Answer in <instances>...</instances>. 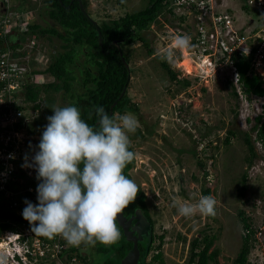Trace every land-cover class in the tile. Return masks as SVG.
I'll return each instance as SVG.
<instances>
[{"label":"rangeland","instance_id":"1","mask_svg":"<svg viewBox=\"0 0 264 264\" xmlns=\"http://www.w3.org/2000/svg\"><path fill=\"white\" fill-rule=\"evenodd\" d=\"M10 1L14 4V9L21 8L24 4L23 0ZM88 1L87 10L98 24L99 21L118 19L128 13L143 10L150 3V0H125L124 4L119 0ZM214 2L220 10L229 9L233 12V27H236L234 29L245 25L250 26L249 29L252 30L264 25L263 11L253 6L244 8V0ZM41 4L42 2H39L38 5ZM32 10L23 12L31 18V21L25 20V24L35 21L48 24L49 20L43 19L38 8ZM164 12V15H160L141 33L155 49L154 52L149 54L147 47L141 42L132 45L130 49L132 77L129 96L140 108L139 111L131 110L126 114H131L138 120V127L145 135L142 138L136 132L129 133L130 141L136 150V164L131 170L132 179L146 193L150 212L156 222V233L165 234L163 264H187L190 240L201 236L203 230L216 235L213 248L220 249L218 263L235 264L234 259L242 244V227L236 217L239 209L250 211L249 214L253 215L260 229L264 231V147L256 141L259 156H255L252 165H248V151L242 140L233 138V143L226 146L224 138L227 130L234 128L249 130L256 140V131L251 130V127L255 123V114L262 108V99L256 95H250V99L246 94H240L244 99L236 100L230 94L227 82L229 79L236 82L237 72L227 59L222 64L216 62L222 50L215 44L214 39H211V44L208 43L210 39H205V43H192L190 48L173 51L182 55V59H173L170 63L176 69L178 78L186 77L191 81L190 86L182 89L181 83L172 79L162 66L160 55H165L169 49H173L172 41L177 34H187L193 38L197 32L198 23L194 21L197 18L193 19L190 15L186 22L181 23L178 15ZM183 13L188 14L189 11ZM1 14L0 12V18ZM9 14L11 26L20 27L21 21L14 17L11 10ZM251 19H254L253 24L250 23ZM47 38H40L46 53L56 54L66 50L62 47L66 44L65 40L54 36V43L50 44V38ZM30 51L31 49H28L25 54L29 66L43 68L45 61L43 62L41 54L35 51L28 56ZM207 51L210 54H207ZM79 58L84 61L86 57L80 55ZM187 59L190 60L191 69L186 66ZM180 60H183L184 64H178ZM63 95V91L56 93L57 104L66 102ZM237 103L238 114L233 112ZM41 111L46 114L44 108ZM248 117H251L250 120ZM47 123L48 121L45 125ZM210 139H214L218 144L215 150L217 158L205 183L202 181L204 177L198 166L200 157L196 155V151L202 147V141L208 143ZM39 142L40 140L29 142V156H34L39 150ZM23 150L27 152L26 145H23ZM243 173L246 175L244 185L248 202H243L238 195L243 184ZM195 176L198 181L194 179ZM209 187L210 194H205L203 190ZM206 195H212L217 201L215 218L199 212L189 217L179 214L178 207L181 204L197 203L201 196ZM253 201L254 205L251 204ZM180 236H185L186 241ZM258 237L261 240L252 249L251 264H264V232H258ZM100 244L97 242L96 246ZM6 245H0V264H15L12 253H8L5 248ZM88 249L94 258L91 262L98 263V260L102 259L97 253L98 248L90 246ZM153 253L154 251L150 256ZM36 260L26 264H38Z\"/></svg>","mask_w":264,"mask_h":264},{"label":"trees","instance_id":"2","mask_svg":"<svg viewBox=\"0 0 264 264\" xmlns=\"http://www.w3.org/2000/svg\"><path fill=\"white\" fill-rule=\"evenodd\" d=\"M23 1L24 4L21 8H10L12 14L18 20L21 22H24L25 20L31 21V18L28 17L27 14H23V12L33 11L32 9L38 8L43 19L48 18L52 21V23L48 22V24L28 22V31L26 33L36 34L37 36L47 35V39L50 38V44L54 43V36H58V38L66 41V44L62 46L66 50L53 54V62L47 70L56 77V81L40 85L34 82H26L24 79H19L20 77L18 76L20 84L24 87V92L23 89L21 91L17 90L15 96L18 99V102L15 103L11 111L7 108H0V133L5 130L23 128L27 111L31 117H35V122L38 121L36 123L39 128H43L45 126V121H47V117L53 114L52 108L55 107L56 93L60 91H63L65 97L70 99V104H74L80 109L82 117L90 125H93L97 118L95 111L97 107H103L109 114L111 104L116 101L117 105L115 106L114 112L115 110H122L123 108L127 109V107L132 111H139V105L132 102L131 97L128 94L131 81L130 71L132 70L131 68L129 70L125 65L123 58H125L130 65V49L132 45L140 42L147 47L149 54L154 52L155 49L148 43V39L141 35V33L143 30L149 28L151 23H153V21H155L160 15H164V11H167L172 15H178L181 23L186 22L188 18L191 17L189 14L183 13L189 11L187 9L188 7L184 4L175 6L173 0H150L148 6L143 10L128 13L118 19L99 21L100 30L103 35V45H101L99 43L97 27L83 12L79 0ZM81 1L87 10L89 1ZM39 2H42V4L38 5ZM119 2L124 4L125 0H119ZM243 6L244 8L246 7V5ZM194 21L200 23L198 20L194 19ZM198 30L199 27H197V33L193 36L191 44L200 43L199 36L201 33L198 32ZM25 38L26 36L24 35L22 40H25ZM116 40L119 46L113 43V41ZM20 47L21 44L11 43L8 35L0 36V65L1 61L5 59L7 62L4 64V67L9 69L12 73H15V67L13 61L10 59V54L14 51V56ZM173 54V59H182L180 52H173ZM80 55L86 57L84 61L80 60ZM243 55L244 54L241 50L238 49L235 57H231L232 65L236 66V71L238 72L237 81L238 83H241V88L243 89L242 92L249 98L250 95H256L260 99L261 97H264V78L260 73L253 69L251 60ZM160 57L162 58L161 64L167 71L168 75L172 79L179 81L182 89L191 85L190 79L186 77L183 79L178 78L176 69H174L173 65L164 58L166 57V54L160 55ZM77 75H79V77L82 76L79 81L77 80ZM4 85L5 83L0 81V92ZM227 86L230 90V94L234 96L236 100H240V95L236 90L237 87L235 80L229 79ZM125 87L126 92L120 98ZM82 90L84 91L81 92ZM76 95L77 97L75 100ZM177 106L180 107L179 105ZM261 106L262 108L260 111L255 114V123L251 127V130L258 133L256 140L253 139L249 130H236L234 128L228 129L224 138L226 146L233 143V138L242 140L248 151V156L246 158L248 165H252L255 156H259V153L256 150V141H259L264 147V101H262ZM238 107L239 104L237 103L235 109H233V112L236 114L239 112ZM42 108H44L46 114L42 111L40 112ZM17 111H21V116L18 117L17 121H10L4 116V113L8 112L17 116ZM250 118L251 117H248L247 119L250 120ZM33 126L34 125H28L31 133L38 131L36 128H33ZM135 132L142 138L145 137L140 127H137ZM29 142L28 144L30 145L31 143ZM215 142L214 139H210L208 143H203L202 141V143H200L202 147L196 151V155L200 157L198 166L203 172L204 178L202 181L205 183L207 182L208 175L212 173L211 168H213L217 158L215 150H217L218 144ZM0 148L5 149L10 147L4 145L0 141ZM131 150L136 154L133 143H131ZM14 163L16 171L13 175L15 179L10 180L8 186L11 190H17L18 192L10 198L7 197L4 192L0 191V236L5 230L15 231L24 223L30 224L23 218L22 213L20 214L16 211L17 209L23 210L25 208L19 191L24 187V181L27 182V176L26 172L21 167L22 160L16 157ZM135 164L136 155L134 160L128 163L124 169V174L130 179H132L131 170L135 167ZM0 168H3L1 162ZM194 179L198 181L196 176ZM242 180L243 184L239 188L241 191L239 190L238 195L243 202H248L249 199L245 197L246 185H244V183L246 181V175H244V173ZM138 186L140 191L138 192L135 201L140 207L143 206L144 208H147L146 193L142 190L140 185ZM203 191L205 194H210L211 188L209 187ZM16 202H18L17 205H15ZM251 204L254 205L255 202L253 201ZM133 206H135V204H133ZM249 213L250 211L247 212L243 209H239L237 212L236 217L239 218L242 227V244L234 259L235 264H251L250 257L252 255V249L255 244L259 243L261 240L258 237V232H264L254 220L253 215ZM210 218H215V215H210ZM42 237L44 239L47 238L46 236ZM58 237L59 235H55L54 239H46V241H50L51 243L58 241L63 245V248L58 254L54 255L50 251V253L44 257L38 256V254L32 255L31 253H28L29 261H35L37 259L36 262L38 264H117L114 254L122 257L131 246L130 244H124L117 251L119 253H117L115 252L116 250L114 251V249L111 248V244H103V251L99 252L102 259L98 260V263H94L91 262V260L94 261V258L90 255L88 249L91 245L81 244L79 247H76L69 245L63 237L60 238V241L57 240ZM25 238L26 237L23 235L20 239L23 241ZM29 238L32 239L31 237ZM164 238V233L158 234L155 232L152 238L150 237L147 246H142L145 250L143 253L144 260L141 259L140 261L145 264V259L152 249L154 253L150 263L148 262L147 264H163L165 261L163 251ZM180 238L186 241L185 236H180ZM156 239L159 240V243H156ZM215 241L216 235L205 232V230L201 232V236H196L191 239L189 243L190 253L187 264H219L218 256L220 254V249L217 247L213 248ZM29 244L32 246L31 240L29 241ZM117 245L119 247L121 244ZM19 261L20 262H16L15 264H26L22 263L23 260L21 256Z\"/></svg>","mask_w":264,"mask_h":264},{"label":"clouds","instance_id":"3","mask_svg":"<svg viewBox=\"0 0 264 264\" xmlns=\"http://www.w3.org/2000/svg\"><path fill=\"white\" fill-rule=\"evenodd\" d=\"M11 7L14 4L10 0H0V36L8 35L11 43L21 44L14 56V51L10 54L15 67V79L40 85L54 82L55 76L47 70L55 53L45 52V46L40 40L45 35L27 34L28 23L25 22H20V27L13 28L9 14ZM84 9L89 14L85 7ZM5 17H8L6 25L1 24ZM251 20L250 23L253 24L254 19ZM49 22L52 23L51 20ZM14 31L18 33L17 38ZM24 35L26 38L22 40ZM191 41L190 35L177 34L172 43L175 49L183 50L192 46ZM28 49H31L28 56L35 51L41 54L43 62L45 61L43 68L29 66L25 57ZM173 57V50L169 49L164 58L171 63ZM22 89L24 92L21 85L18 90ZM260 99L264 101V97ZM52 109L53 114L47 117L48 123L45 125V121L43 131H29L28 125H34L33 128L37 130L40 128L35 117H31L28 111L23 128H19L28 135L24 137L26 141L40 142L39 150L34 156H29V144H22L26 145L27 152L21 146L16 156L22 160V168L26 161L24 166L34 168L37 173V179L27 177L22 189L33 186L37 191V200L32 192H25V195L28 194V199L23 204L25 208L16 211L22 213L23 218L30 224L20 225L14 233H20L18 237L21 238L24 229L31 225L32 232L40 235L43 240L54 239L55 235H60L69 245L76 247L81 244L95 246L97 242L113 244L121 236L117 226L118 216L136 200L140 191L138 184L124 174L127 164L136 155L131 150L129 133L136 131L138 120L131 114L110 116L103 107H97L95 111L98 127H94L86 122L80 109L74 104ZM216 204L217 201L212 195L201 196L197 203L181 204L178 212L185 217L197 212L214 216ZM8 241L5 246L8 253L19 259L23 248L20 249L17 246L18 241L12 238Z\"/></svg>","mask_w":264,"mask_h":264},{"label":"built area","instance_id":"4","mask_svg":"<svg viewBox=\"0 0 264 264\" xmlns=\"http://www.w3.org/2000/svg\"><path fill=\"white\" fill-rule=\"evenodd\" d=\"M177 4H184L188 8V10H192L193 6L195 9L199 12V16L196 17L200 23H209L208 25H202L199 26L198 32L201 33L199 36L200 43H205V39L209 40V44H211V39H214L215 44L222 50L221 56H218L216 58V62L219 64H222V62L227 59L232 63V58L225 53L228 52L230 49H222L219 46V43H225L227 46H233L232 44H236V48L240 49L241 52L244 55L251 54V50L248 48L247 52L245 53V48L238 46L237 43H247L249 40L252 41H258L255 42L258 46V48L255 51V54L258 55V62L253 66L254 70L258 73H260L264 78V66L261 68L260 64L264 63V48L261 47L263 45L264 39L261 37V35L256 34V32H263L264 33V25L262 28L259 29H252L250 30L249 27L243 25L242 28L233 27V12H231L229 9H224L223 11L220 10V8L216 7L214 0H174ZM246 2V6H253L256 9H259L261 11H264V0H244ZM202 20V21H201ZM205 21V22H203ZM8 23V17H5L1 24H7ZM233 27L230 28V27ZM197 33V32H196ZM247 33H250L253 38H248L246 35ZM221 36L222 38H220ZM242 37L241 42H234L236 38ZM193 39V38H192ZM198 43V44H200ZM208 44V47L210 46ZM211 48V47H209ZM173 51L175 48L173 47ZM208 50V49H206ZM187 52V51H186ZM209 51H207V54ZM184 54V53H183ZM184 56V55H183ZM7 61L4 59L1 61L0 65V81L5 83V85L2 87L0 92V108H7L10 111L14 107L15 103L18 102V99L16 98L15 94L18 90V88L21 86L20 82L15 79L16 74L12 73L9 69L4 67V64ZM255 62V60H254ZM236 70V69H235ZM237 72V71H236ZM238 76V72H237ZM238 79V77H237ZM15 92V93H13ZM17 116H14L13 113H4V116L6 119H9L10 121H17L18 117L21 116V111H17ZM27 137V134H24L23 131L19 129H11V130H5L2 133H0V141L10 148H0V162L3 164V168H0V191L4 192V194L7 197H12L14 194H17V190L13 191L8 186V183L10 180H14L15 177L13 173L15 170V163L14 159L18 155V150L20 149L22 144L26 141L24 137ZM25 160V159H24ZM26 164V161H24V165ZM23 168L26 172V176L31 179H37V173L33 172L29 169V167L24 166ZM23 188L20 189L19 193L22 197V203L25 204V200L28 199V194L25 195V192L29 193L32 192L34 195V199L37 200V191H35V188L31 185L27 186L24 190ZM18 202H16L15 205H17ZM26 206V205H25ZM23 235L26 237L24 240V246L23 251L20 252L22 258L25 260L27 259V253L30 252L31 254H39L42 255L46 252H52L54 255L58 254L60 250L63 248V245L60 244L58 241L50 242L41 239L40 235H35L34 232L31 230V225L27 226L24 229V232H22ZM11 235V233L7 232L5 236ZM20 233L14 234L15 237L20 236ZM33 236L34 241L32 244V248H30L29 245V237ZM61 236L57 238V240L60 241ZM9 242V241H8ZM3 240L0 241V245H3ZM36 259V258H35Z\"/></svg>","mask_w":264,"mask_h":264},{"label":"flooded vegetation","instance_id":"5","mask_svg":"<svg viewBox=\"0 0 264 264\" xmlns=\"http://www.w3.org/2000/svg\"><path fill=\"white\" fill-rule=\"evenodd\" d=\"M129 67L131 68V66L129 65ZM131 70H132V68H131ZM130 73H132V71H130ZM131 77H132V75H130ZM81 78H82V76H80ZM79 77V75H77V80L79 81L81 78ZM57 79H56V77H55V81H56ZM84 90H82L81 92H83ZM61 92V91H60ZM60 92H58V93H60ZM126 92V87L124 88V90H123V92H122V94H121V96H120V98L123 96V94ZM128 94H129V91H128ZM86 95V94H85ZM64 96V95H63ZM76 97H77V95L75 96V100H76ZM63 100H66V102L64 103V104H57V101H56V103H55V107H62V106H66V105H69L70 104V99L69 98H67V97H63ZM133 102V101H132ZM117 105V101L116 102H114L113 104H111V106H110V112H109V115L110 116H112V115H115V116H120V115H122V114H126V112H131V109H129L128 107H127V109L125 108H123L122 110H115V112H114V109H115V106ZM119 109V108H118ZM123 112V113H122ZM139 114V113H138ZM95 117V116H94ZM92 126H94V127H98V120H97V118H96V120H95V122H94V124L92 125ZM132 143V142H131ZM133 204H135V206H133ZM133 204L131 203L127 208H125L124 210H123V214H124V216H126L127 217V219L125 220V224H126V226L128 227V230H131V228L133 227V226H135L137 223H138V221H139V219H137V218H133V220H132V222L131 223H129V219L131 218V216L132 215H135L136 214V212H137V210H141V212H142V215L143 216H145L148 220H149V222H150V226H151V228H150V234H149V236L152 238V236L155 234V232H154V229L156 228V222H155V220H154V218H153V216H152V214H151V212H150V208H149V206H148V203H147V208H144L143 206H139L138 205V203L136 202V201H134L133 202ZM117 226H118V228H119V230H120V232H121V236H120V238H119V240L118 241H116L115 243H113V244H111V248H113L114 249V251L115 252H117L124 244H130L131 246H130V248L128 249V251L133 247V245H134V240H129L128 242H126V243H123L122 242V240L124 241L126 238H127V236H126V232H125V230H127V229H125L120 223H119V221L117 220ZM132 235H135V236H137L138 234L136 233V232H133V234ZM118 242H121L122 244L118 247ZM156 243H157V239H156ZM146 244H145V242L144 241H139L138 242V247H139V249H140V260L142 259V260H144L143 259V253H144V249L142 248V246H145ZM147 246V245H146ZM95 247H97L98 248V251H97V253H99L100 251H103V244H100L99 246H96L95 245ZM127 251V252H128ZM127 252L125 253V254H127ZM151 252H152V249H151ZM151 252H149L148 253V255H147V257H146V259H145V264H147L148 262L150 263V260L152 259V256H150V254H151ZM117 253H119V252H117ZM124 254V255H125ZM123 255V256H124ZM142 262V261H141ZM144 263V262H143ZM154 264H156V263H154Z\"/></svg>","mask_w":264,"mask_h":264},{"label":"water","instance_id":"6","mask_svg":"<svg viewBox=\"0 0 264 264\" xmlns=\"http://www.w3.org/2000/svg\"><path fill=\"white\" fill-rule=\"evenodd\" d=\"M79 1H80V6L82 7V10L84 11V13L88 16V18L91 20V22L94 25H96L97 31H98V35H99V43L101 45H103V35H102V32L100 30V26H99L97 20L93 19L92 17H90V15L87 12H85V9L83 7V2L81 0H79ZM17 34L18 33L17 32L15 33V31H14V36L16 38L18 36ZM113 43H115L116 45L119 46L117 40L113 41ZM123 61H124L125 65L130 70L129 63L126 61L125 58H123ZM32 169H34V168H32ZM133 218H137V219H139V221H138V223L135 226H133L131 228V230H128V227L125 224V220L127 219V217L124 216L123 212L118 216L117 220L119 221V223L125 229H127V230H125L127 238L124 241L122 240V242L126 243L129 240H134V245L127 252V254H125L122 257L117 255V254H114V257H115V260H116L117 264H144L143 262L140 261V249L138 247V242L139 241H144L146 245L149 243V240H150L149 234H150L151 226H150L149 220L145 216L142 215L141 210H137L136 214L131 216V218L128 220L129 223L132 222ZM133 232H136L138 235L137 236L132 235ZM118 244L120 245L122 243L118 242Z\"/></svg>","mask_w":264,"mask_h":264},{"label":"bare ground","instance_id":"7","mask_svg":"<svg viewBox=\"0 0 264 264\" xmlns=\"http://www.w3.org/2000/svg\"><path fill=\"white\" fill-rule=\"evenodd\" d=\"M173 4L175 5V6H179L180 4H177V3H175V1L173 0ZM193 9L192 10H189V15H192V16H194V17H198L199 16V12L195 9V7L193 6L192 7ZM263 13H264V11H263ZM202 21V20H201ZM203 22H205V21H203ZM208 25L209 23H198V27L199 26H202V25ZM256 34H259V35H261V37L264 39V33L263 32H256ZM248 38H253L252 37V35L250 34V33H247V35H246ZM220 38H222L221 36H219ZM242 37H238V38H236L235 39V41L234 42H241L242 41ZM255 42H258V41H252V40H249L247 43H237L238 44V46H240V47H243V48H245V49H250L251 50V54H249V55H243L244 57H248L250 60H251V63H252V67L258 62V55H256L255 54V51H256V49L258 48V46H257V44L255 43ZM259 43V42H258ZM233 46H230V45H226L225 43H219V46L222 48V49H230V50H228V52H226L230 57H235V54H236V52L238 51V48H236V44H232ZM261 47L262 48H264V42H263V45H261ZM254 60H255V62H254ZM186 62V66L189 68V69H191V63H190V60L189 59H187V61H185ZM178 64H184L183 63V60H180V63H178ZM232 66H234V65H232ZM264 66V63H262V64H260V67L262 68ZM234 68L236 69V66H234ZM237 83H236V86H237V88H236V90L238 91V93H239V95L240 94H242V95H244V93L242 92L243 91V89L241 88L242 86H241V83H238V81H236ZM13 93H15V92H13ZM240 98H242V99H244L241 95L239 96ZM256 137H258V133L256 132ZM28 142H29V140H27V141H25L23 144H28ZM29 169L30 170H32L33 172H35L36 173V171L34 170V169H32L31 167H29ZM7 232H9V233H11V235H9V237L8 236H5L6 235V233H2V235L0 236V241H6V242H8V240L13 236L14 238H13V240L14 241H18V244H17V246L20 248H23V246H24V240L22 241L21 239H20V237H15L14 236V232L15 231H12V230H8ZM24 232V231H23ZM23 236V235H22ZM31 238L32 239H30L29 238V241L31 240L32 241V244H33V241H34V238H33V236H31ZM30 245V244H29ZM30 248H32V246H30ZM28 253H30V252H28ZM28 253H27V259H23L22 257L23 256H21V254H20V256H21V258H22V260H23V263H26V262H28L29 261V255H28ZM50 252H46V253H44V254H42V255H39L38 254V256H44V257H46L45 255H48ZM52 253V252H51ZM53 254V253H52ZM32 255H34V254H32ZM14 256L15 255H12V258H14ZM13 262H20L19 261V259H17V258H14V260H13ZM11 262H8L7 264H10Z\"/></svg>","mask_w":264,"mask_h":264}]
</instances>
